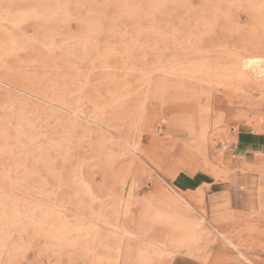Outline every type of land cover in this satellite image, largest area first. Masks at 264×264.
<instances>
[{"label": "rangeland", "instance_id": "1", "mask_svg": "<svg viewBox=\"0 0 264 264\" xmlns=\"http://www.w3.org/2000/svg\"><path fill=\"white\" fill-rule=\"evenodd\" d=\"M263 76L264 0H0V264H264Z\"/></svg>", "mask_w": 264, "mask_h": 264}, {"label": "crops", "instance_id": "2", "mask_svg": "<svg viewBox=\"0 0 264 264\" xmlns=\"http://www.w3.org/2000/svg\"><path fill=\"white\" fill-rule=\"evenodd\" d=\"M263 142L251 134L249 131H237L235 134V140L231 144V149L238 155H241V159L245 164L256 163L258 157L262 154ZM259 155V156H258ZM206 174H201L200 180L197 177H193L190 174L185 173L180 176L178 180V187L182 190L198 189L203 184L210 187L207 194L209 216L211 217V226L213 227V198H219L222 196L223 190L217 189L218 185L212 179H205ZM213 187L216 189L213 190Z\"/></svg>", "mask_w": 264, "mask_h": 264}, {"label": "bare ground", "instance_id": "3", "mask_svg": "<svg viewBox=\"0 0 264 264\" xmlns=\"http://www.w3.org/2000/svg\"><path fill=\"white\" fill-rule=\"evenodd\" d=\"M257 58L258 57H249V58H247V63L249 64V65H251V66H261V64H259V65H257ZM247 63H246V65H247ZM244 65V64H243ZM39 67V66H38ZM257 70V69H256ZM240 71V70H239ZM237 72V71H236ZM244 73H242V75H243ZM46 75V74H45ZM234 75V74H233ZM251 75V74H250ZM251 77V76H250ZM241 78V77H240ZM248 78V77H247ZM263 78H264V76H263ZM249 79V78H248ZM259 85V84H258ZM261 85V84H260ZM241 95V94H240Z\"/></svg>", "mask_w": 264, "mask_h": 264}]
</instances>
